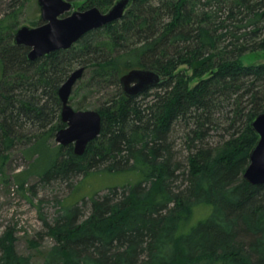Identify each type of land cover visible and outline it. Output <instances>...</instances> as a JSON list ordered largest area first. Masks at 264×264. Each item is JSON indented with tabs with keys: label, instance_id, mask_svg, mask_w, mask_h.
I'll list each match as a JSON object with an SVG mask.
<instances>
[{
	"label": "trees",
	"instance_id": "obj_1",
	"mask_svg": "<svg viewBox=\"0 0 264 264\" xmlns=\"http://www.w3.org/2000/svg\"><path fill=\"white\" fill-rule=\"evenodd\" d=\"M16 1L0 19V176L17 151L27 169L15 179L36 177L33 196L99 169L140 176L60 204L37 234L53 240L43 264H264V183L243 178L264 63L240 61L264 52V0H132L121 19L35 60L13 42ZM67 1L106 12L117 0ZM80 67L69 102L98 112L101 131L77 156L54 139L66 126L58 89ZM133 69L166 81L127 98L119 80ZM15 242L8 227L0 264H30Z\"/></svg>",
	"mask_w": 264,
	"mask_h": 264
},
{
	"label": "water",
	"instance_id": "obj_2",
	"mask_svg": "<svg viewBox=\"0 0 264 264\" xmlns=\"http://www.w3.org/2000/svg\"><path fill=\"white\" fill-rule=\"evenodd\" d=\"M132 0H117L112 7L101 12L97 8L76 10L75 3L67 0H37L41 24L36 27L21 26L13 34L15 45L29 48L28 58L35 60L51 52L68 50L86 33L101 28L123 17ZM84 67L74 70L58 89L61 102L60 119L66 126L55 134V142L61 146L72 145L77 156L84 154L87 145L101 131V118L94 110H75L69 98L75 84L81 79ZM166 81L158 72L133 69L123 75L120 88L127 98H135L151 87ZM257 136L249 154V165L243 178L253 185L264 183V112L250 124Z\"/></svg>",
	"mask_w": 264,
	"mask_h": 264
},
{
	"label": "rangeland",
	"instance_id": "obj_3",
	"mask_svg": "<svg viewBox=\"0 0 264 264\" xmlns=\"http://www.w3.org/2000/svg\"><path fill=\"white\" fill-rule=\"evenodd\" d=\"M9 3L10 0H0V19L11 11ZM15 3L19 5L12 9L20 11L16 30L21 26L34 27L41 23L37 0H17ZM79 5L80 2L75 9L81 10ZM240 61L243 65L264 63V52L246 54ZM185 69L186 66L181 67V70ZM187 73L190 75V71ZM195 84L192 82L190 86ZM26 169L27 162L21 153L13 152L3 176H0V235L8 227L13 229L15 251L18 255L30 257V264H43L47 250L53 245L51 237L40 240L37 234L45 231L44 219H50L59 210L60 204L66 207L79 205L95 195L106 194L108 188L132 185L140 178L133 172L109 174L99 169L87 177H77L70 186L55 184L47 189H37L33 196L30 187L37 183L36 177L26 179L23 187L15 179ZM202 213L203 210H197L193 220Z\"/></svg>",
	"mask_w": 264,
	"mask_h": 264
}]
</instances>
